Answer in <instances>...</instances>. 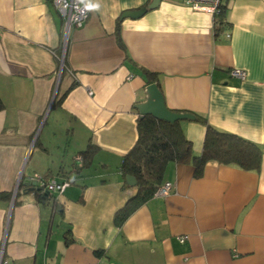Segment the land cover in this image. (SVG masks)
I'll list each match as a JSON object with an SVG mask.
<instances>
[{
  "label": "crops",
  "instance_id": "obj_1",
  "mask_svg": "<svg viewBox=\"0 0 264 264\" xmlns=\"http://www.w3.org/2000/svg\"><path fill=\"white\" fill-rule=\"evenodd\" d=\"M150 1L83 0L86 20L65 33L52 0H0V264H264V0H223L219 19L161 0L119 20ZM149 74L169 110L256 144L261 164L208 162L200 177L171 164L169 193L118 224L137 193L120 167ZM180 125L199 155L205 127ZM34 175L71 184L41 202Z\"/></svg>",
  "mask_w": 264,
  "mask_h": 264
},
{
  "label": "trees",
  "instance_id": "obj_2",
  "mask_svg": "<svg viewBox=\"0 0 264 264\" xmlns=\"http://www.w3.org/2000/svg\"><path fill=\"white\" fill-rule=\"evenodd\" d=\"M220 14L217 15V19ZM115 37L118 45L124 49L118 26L115 30ZM148 76L149 83H155L159 89L156 77L152 74ZM63 96L58 97L56 94L53 105L59 104ZM1 107L0 102V109ZM194 122L205 127L202 150L197 156L193 154L192 145L186 139L180 122L170 124L151 116L137 118L136 142L123 156L120 167L123 178L132 176L135 179L137 193L116 214L115 219L118 224L124 222L131 213L155 195L157 189L163 184L167 167L171 164H191L196 177L202 175L204 166L208 162L232 166L248 172L259 170L262 151L256 144L235 134L217 130L200 115L195 114ZM93 149L92 145H88L84 151L80 152L84 164L92 155ZM35 188L31 190L35 193L36 198L41 202L48 203L52 198L51 195L41 188ZM7 196L5 193H0V198Z\"/></svg>",
  "mask_w": 264,
  "mask_h": 264
},
{
  "label": "built area",
  "instance_id": "obj_3",
  "mask_svg": "<svg viewBox=\"0 0 264 264\" xmlns=\"http://www.w3.org/2000/svg\"><path fill=\"white\" fill-rule=\"evenodd\" d=\"M222 1L223 0H187L186 4L193 11L208 13L215 17L222 11ZM52 3L63 20L65 33H68L71 28L81 27L88 16V10L83 0H52ZM229 75L241 81L246 79V72L241 69H231ZM75 160L78 162L81 161V158L76 157ZM28 182L31 184L34 182V187L41 188L48 194H61L71 184V181L67 179L58 182L38 175H34ZM170 190V183L165 182L157 189L155 195L165 196ZM178 241L183 244L186 241V237H178Z\"/></svg>",
  "mask_w": 264,
  "mask_h": 264
},
{
  "label": "water",
  "instance_id": "obj_4",
  "mask_svg": "<svg viewBox=\"0 0 264 264\" xmlns=\"http://www.w3.org/2000/svg\"><path fill=\"white\" fill-rule=\"evenodd\" d=\"M160 2L161 0H151L146 6L138 10L125 11L121 14L119 20L122 21L123 19H132V20L139 19L144 14H146L147 11L156 9L160 4ZM56 92H57V88H55L53 91L52 101L55 98ZM146 94H147L146 101L136 106V110L140 117L151 116L154 119L170 124H173L175 122L195 120V116L192 114L177 113L169 110L165 106L164 98L155 83H151L146 87ZM125 183L129 187H135L136 185V181L132 176H126ZM32 185L35 186V183L33 182Z\"/></svg>",
  "mask_w": 264,
  "mask_h": 264
}]
</instances>
